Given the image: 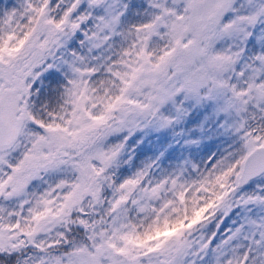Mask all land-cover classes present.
<instances>
[{
  "label": "snow or ice",
  "instance_id": "1",
  "mask_svg": "<svg viewBox=\"0 0 264 264\" xmlns=\"http://www.w3.org/2000/svg\"><path fill=\"white\" fill-rule=\"evenodd\" d=\"M0 264H264V0H0Z\"/></svg>",
  "mask_w": 264,
  "mask_h": 264
},
{
  "label": "trees",
  "instance_id": "2",
  "mask_svg": "<svg viewBox=\"0 0 264 264\" xmlns=\"http://www.w3.org/2000/svg\"><path fill=\"white\" fill-rule=\"evenodd\" d=\"M5 2H7V1L5 0Z\"/></svg>",
  "mask_w": 264,
  "mask_h": 264
},
{
  "label": "rangeland",
  "instance_id": "3",
  "mask_svg": "<svg viewBox=\"0 0 264 264\" xmlns=\"http://www.w3.org/2000/svg\"><path fill=\"white\" fill-rule=\"evenodd\" d=\"M7 1V0H6Z\"/></svg>",
  "mask_w": 264,
  "mask_h": 264
}]
</instances>
